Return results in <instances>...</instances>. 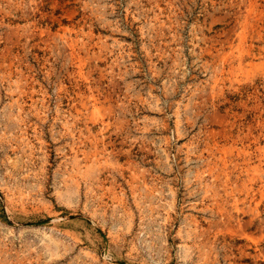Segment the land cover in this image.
<instances>
[{"label": "rangeland", "instance_id": "1", "mask_svg": "<svg viewBox=\"0 0 264 264\" xmlns=\"http://www.w3.org/2000/svg\"><path fill=\"white\" fill-rule=\"evenodd\" d=\"M0 264H264V0H0Z\"/></svg>", "mask_w": 264, "mask_h": 264}]
</instances>
